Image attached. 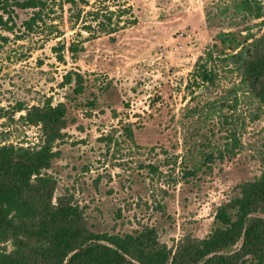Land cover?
Returning a JSON list of instances; mask_svg holds the SVG:
<instances>
[{"label": "rangeland", "instance_id": "374dc122", "mask_svg": "<svg viewBox=\"0 0 264 264\" xmlns=\"http://www.w3.org/2000/svg\"><path fill=\"white\" fill-rule=\"evenodd\" d=\"M6 1L15 0H0V7ZM219 1L90 0L92 7L80 2L84 11L132 9L121 21L137 23L115 34V41L100 33L92 38L82 28L91 20L85 12L75 25L69 5L64 13L56 8L57 18L33 33L24 28L32 10L13 8V31L0 23V107L11 112L18 103L67 104L65 136L49 173L58 179L56 196L73 194L94 231L124 234L155 226L169 247L185 235L204 238L218 207L238 194L241 183L262 174L264 106L239 94L237 110L224 108L226 122L218 110L221 101L233 103L228 92L235 77L223 70L216 86L193 82L196 62L214 35L231 29L220 22L208 27L206 13ZM1 16L9 20L3 10ZM58 27L66 33L61 38ZM253 32L261 34L258 27ZM65 39L84 43L77 60L57 59L53 48ZM71 69L87 80L81 95L62 86ZM23 114L0 120V142L42 141L41 129L20 120ZM233 128L241 144L236 156L208 162L207 153L230 143Z\"/></svg>", "mask_w": 264, "mask_h": 264}, {"label": "trees", "instance_id": "16d2710c", "mask_svg": "<svg viewBox=\"0 0 264 264\" xmlns=\"http://www.w3.org/2000/svg\"><path fill=\"white\" fill-rule=\"evenodd\" d=\"M80 2L85 7L93 5L90 0H15L13 4L6 1L0 10L9 15V20L1 16L0 23L13 31L17 26L12 19L13 8L32 10L24 28L33 33L47 26L48 19L57 18L53 17L58 12L56 8L64 13L68 5L75 25L84 12L91 19L82 28L92 38L100 33L115 41V34L137 23V19L121 21L132 14L131 8L119 9L117 13L84 11ZM226 2L221 0L208 10L206 21L211 29L220 23H227L231 29L214 35L213 42L196 62L193 82L199 88L216 86L223 70L235 77L228 92L233 94V103L221 101L218 110L219 116L228 122L224 108L237 110L239 94L264 106V0ZM11 20L13 24L9 26ZM255 21L258 23L244 30L238 28ZM254 27L259 28L260 35L253 32ZM245 31L248 33L244 34ZM65 34L58 27L57 38ZM65 40L53 48L57 59L66 63L69 55L77 60L84 51V43ZM86 81L81 71L71 69L62 86H73L77 96L84 93ZM11 110L0 107V120L5 116L14 120L17 113L24 112L20 120L39 127L42 141L34 146L0 142V264H264V170L254 180L241 183L238 194L218 207L214 227L204 238L185 235L169 247L160 241L155 226L124 234L96 232L73 194L56 196L58 179L49 173L59 155L56 145L65 136L67 104L53 105L50 100L44 106L26 107L18 103ZM229 138L224 150L206 154L208 162L236 156L241 145L238 128L229 130ZM261 161L264 166V152ZM240 242L241 247L232 251Z\"/></svg>", "mask_w": 264, "mask_h": 264}]
</instances>
